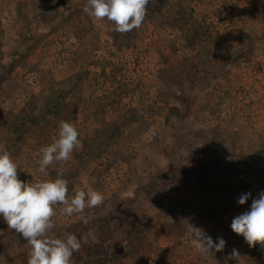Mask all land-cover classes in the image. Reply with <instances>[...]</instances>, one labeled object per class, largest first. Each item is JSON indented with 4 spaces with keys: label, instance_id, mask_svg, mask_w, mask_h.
Segmentation results:
<instances>
[{
    "label": "rangeland",
    "instance_id": "374dc122",
    "mask_svg": "<svg viewBox=\"0 0 264 264\" xmlns=\"http://www.w3.org/2000/svg\"><path fill=\"white\" fill-rule=\"evenodd\" d=\"M85 4L0 0V150L22 181L104 195L49 235L77 236L73 264H264L231 229L264 191V0H152L127 34ZM61 120L82 147L45 176ZM187 222L224 249L198 252ZM29 251L0 216V264Z\"/></svg>",
    "mask_w": 264,
    "mask_h": 264
},
{
    "label": "clouds",
    "instance_id": "9594fccd",
    "mask_svg": "<svg viewBox=\"0 0 264 264\" xmlns=\"http://www.w3.org/2000/svg\"><path fill=\"white\" fill-rule=\"evenodd\" d=\"M152 0H86L83 11L97 21L107 20L113 30L127 34L139 29L147 15ZM58 138L40 148L39 172L47 176V169L54 163L70 160L75 149L82 147L79 131L73 123L59 122ZM18 165L8 150H0V216L9 229L22 235L30 248L27 264H73V254L81 248L75 234L63 238L49 235L55 227L53 217L59 209L61 215L71 217L86 209L104 203L102 192L91 187L77 190L69 197V181L57 172V178L40 182L18 179ZM251 193H241L237 203L244 205ZM62 206V207H61ZM188 224L193 236L192 244L201 254H214L224 249L226 241L218 237L214 242L202 229ZM232 231L243 236L250 247H264V191L252 200L250 208L235 216ZM238 253L233 249L232 256Z\"/></svg>",
    "mask_w": 264,
    "mask_h": 264
},
{
    "label": "trees",
    "instance_id": "16d2710c",
    "mask_svg": "<svg viewBox=\"0 0 264 264\" xmlns=\"http://www.w3.org/2000/svg\"><path fill=\"white\" fill-rule=\"evenodd\" d=\"M19 135H20V133H19Z\"/></svg>",
    "mask_w": 264,
    "mask_h": 264
}]
</instances>
